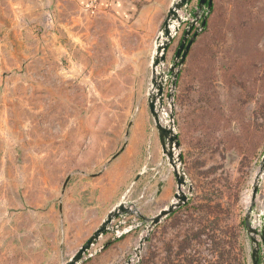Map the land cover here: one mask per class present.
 <instances>
[{
    "label": "rangeland",
    "instance_id": "obj_1",
    "mask_svg": "<svg viewBox=\"0 0 264 264\" xmlns=\"http://www.w3.org/2000/svg\"><path fill=\"white\" fill-rule=\"evenodd\" d=\"M172 1L0 0V264H66L122 200L147 218L174 202L177 181L148 104L152 54ZM198 4L183 17L193 20ZM172 80L160 117L166 125L174 114L193 192L152 231L140 264H253L245 198L261 176L248 219L259 229L264 0H214L173 109ZM119 223L121 238L94 254L116 237L106 235L81 264L135 258L146 224L137 215Z\"/></svg>",
    "mask_w": 264,
    "mask_h": 264
},
{
    "label": "water",
    "instance_id": "obj_2",
    "mask_svg": "<svg viewBox=\"0 0 264 264\" xmlns=\"http://www.w3.org/2000/svg\"><path fill=\"white\" fill-rule=\"evenodd\" d=\"M192 1L193 0L172 1L167 13L166 20L156 40L151 60L152 89L148 94V104L150 113L154 119L155 126L158 131L163 154L167 159L169 165L173 168L174 175L177 181V192L174 197V202H172L167 208L160 211L157 216L153 218H147L140 215L136 209H134L132 206H129L128 203L122 200L107 215L101 226L91 236L87 243H85L66 264H81L87 258L92 257V248L95 247L100 242V240L108 234H115L116 237L106 243L94 254L103 252L111 244L115 243L118 239L121 238L118 231V228H120L121 224L119 223L116 225V227H113L114 222L131 215H137L146 224L147 235L140 240L139 246L134 251L135 258L133 260H137V264H140L142 257L141 253L144 244L148 242L152 231L169 216L173 215L179 209L186 206L190 201L193 187L192 185H190L189 179L184 171V159L180 150V140L176 130L174 114L172 112V114L169 116V124L163 125L160 117V112L163 110L164 106V93L168 78L170 75L173 76V80L171 81V90L168 96V100L170 101L174 99L175 96L180 70L185 64L188 53L195 40L205 30L208 17L210 15V12L212 11L214 4V0H199L198 9L193 13L194 19L191 20L192 14L184 18L182 12L188 11ZM200 21L201 26L197 30H195ZM184 25L187 26L185 28L182 41L175 54L173 63L170 65V68L166 73L163 71V69L167 63V54L169 48ZM171 107L173 109L172 102ZM260 172L261 175L264 173V158ZM260 182L261 176L257 178L256 183L253 187L251 206L248 211V218L246 221L247 230L249 234H251V242L254 245V248L252 250L253 264H260L261 246L264 250V214L260 215L261 225L259 229L254 228L248 221V219L253 217V208L255 206L256 199L259 193ZM186 190H188V193H186ZM161 191L162 186L159 187L158 194ZM133 260L127 261L126 264H132Z\"/></svg>",
    "mask_w": 264,
    "mask_h": 264
},
{
    "label": "crops",
    "instance_id": "obj_3",
    "mask_svg": "<svg viewBox=\"0 0 264 264\" xmlns=\"http://www.w3.org/2000/svg\"><path fill=\"white\" fill-rule=\"evenodd\" d=\"M145 3V4H143L142 6L143 7H146L147 5L149 6L150 4H152L153 3V1H155V0H125V2L127 3V2H129L130 3V5H131V3L132 4H136V3ZM119 4V3H118ZM121 5V4H120Z\"/></svg>",
    "mask_w": 264,
    "mask_h": 264
},
{
    "label": "bare ground",
    "instance_id": "obj_4",
    "mask_svg": "<svg viewBox=\"0 0 264 264\" xmlns=\"http://www.w3.org/2000/svg\"><path fill=\"white\" fill-rule=\"evenodd\" d=\"M245 199H246V204L249 205L251 201V194L247 195Z\"/></svg>",
    "mask_w": 264,
    "mask_h": 264
},
{
    "label": "trees",
    "instance_id": "obj_5",
    "mask_svg": "<svg viewBox=\"0 0 264 264\" xmlns=\"http://www.w3.org/2000/svg\"><path fill=\"white\" fill-rule=\"evenodd\" d=\"M213 10H214V4H213V8H212V11H213ZM206 27H207V25H206ZM187 207H188V206H187ZM187 207H186V208H187Z\"/></svg>",
    "mask_w": 264,
    "mask_h": 264
},
{
    "label": "flooded vegetation",
    "instance_id": "obj_6",
    "mask_svg": "<svg viewBox=\"0 0 264 264\" xmlns=\"http://www.w3.org/2000/svg\"><path fill=\"white\" fill-rule=\"evenodd\" d=\"M206 11V10H205Z\"/></svg>",
    "mask_w": 264,
    "mask_h": 264
}]
</instances>
